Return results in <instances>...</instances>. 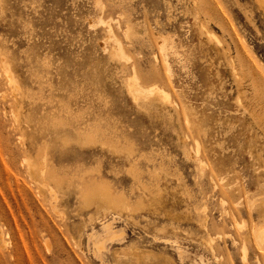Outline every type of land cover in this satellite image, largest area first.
<instances>
[{
  "label": "rangeland",
  "instance_id": "374dc122",
  "mask_svg": "<svg viewBox=\"0 0 264 264\" xmlns=\"http://www.w3.org/2000/svg\"><path fill=\"white\" fill-rule=\"evenodd\" d=\"M250 147L264 0H0V264H264Z\"/></svg>",
  "mask_w": 264,
  "mask_h": 264
},
{
  "label": "bare ground",
  "instance_id": "6f19581e",
  "mask_svg": "<svg viewBox=\"0 0 264 264\" xmlns=\"http://www.w3.org/2000/svg\"><path fill=\"white\" fill-rule=\"evenodd\" d=\"M107 27H109V26H107ZM107 31L109 32L110 29L108 28ZM113 43L115 44V54L118 56V58L120 57L121 59H124V62L127 61L128 58H127L122 46L118 43V41L116 39H113ZM159 47H160L159 50L163 54L162 55L163 56L162 62L166 68L165 70L170 75L171 70L169 68V63L167 62V55L165 54V56H164L165 52H164L163 44H160ZM164 58H166V59H164ZM7 75H8V73H7ZM8 78L11 80L9 75H8ZM219 82H220V78L218 80V84H219ZM128 91L131 94V96L133 97V99H136L137 95H139V96L141 95L143 98H146L145 100H148V103L151 101H156L158 99H160V100L164 99L165 100V98H167V95L165 94L163 88H161L158 85H150V86L142 85L139 82V80L137 79V77H135V76H133L132 81L129 84V90ZM193 124L196 127V130L200 134H207L208 131H207V128H205L207 126V122H206L204 115H202V118L200 119V121L193 122ZM255 152H256V150L254 147L248 148V154L251 157V159L254 161L251 163V166L255 167L257 165V169H263L264 165L263 164H257V162H256V159L257 160L259 159V154L255 153ZM27 165H29L28 167H30V164H27ZM31 168L32 167L27 168V170L29 171V169H31ZM29 172H32V170ZM102 200H104V199L102 198ZM237 205H239V204H237ZM253 210L257 212V215L260 218V222L258 224L251 223V225L247 229H244V230H243V228H245V226L243 224L237 223V226L239 227V229L241 231L240 233H242V235L240 236L241 239L237 238V241H236L235 239L231 238V243H230L231 246H238L239 247V250L237 248L236 249L238 250V254L240 255V259H241L242 263L246 262V257H245L246 252H247L246 246H248L251 243V241H253V243L258 248V250H264V199H259L255 203H254V201L253 202L249 201L248 211H253ZM240 233L238 235H240ZM206 245H208L209 251L213 253L214 248L211 245V239L207 240ZM100 246H101V244H100ZM254 260L256 261V258H254Z\"/></svg>",
  "mask_w": 264,
  "mask_h": 264
}]
</instances>
